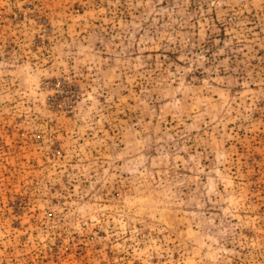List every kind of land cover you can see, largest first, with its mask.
Returning <instances> with one entry per match:
<instances>
[{
	"label": "rangeland",
	"instance_id": "rangeland-1",
	"mask_svg": "<svg viewBox=\"0 0 264 264\" xmlns=\"http://www.w3.org/2000/svg\"><path fill=\"white\" fill-rule=\"evenodd\" d=\"M0 264H264V0H0Z\"/></svg>",
	"mask_w": 264,
	"mask_h": 264
}]
</instances>
